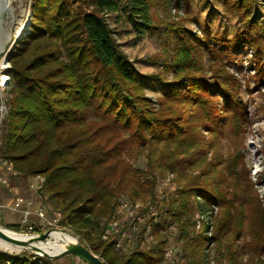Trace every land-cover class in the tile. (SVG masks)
Returning <instances> with one entry per match:
<instances>
[{
	"label": "trees",
	"instance_id": "16d2710c",
	"mask_svg": "<svg viewBox=\"0 0 264 264\" xmlns=\"http://www.w3.org/2000/svg\"><path fill=\"white\" fill-rule=\"evenodd\" d=\"M89 1V11L85 0L77 7L72 0L30 1L28 28L8 51L0 160L16 175H43L38 193L61 212L59 226L78 235L105 264H161L175 230L160 232L167 221L177 224L173 240L182 264L204 263L209 240L213 264H223L226 256L228 264H238L228 245L236 224H246L250 233L246 264H264V199L257 195L244 152L237 147L221 157L216 136L225 117L236 135L247 121L239 81L227 63L253 49V76L264 82V22L253 11L256 0H219L224 16L238 22L229 38L224 32L200 37L182 20L152 23L150 6L171 3L177 11L186 9V0H134L142 8V24L164 46L163 56L150 60L159 69L147 75L121 50L106 20L116 2ZM147 76L161 85L155 101L145 92ZM207 149L213 150L210 158ZM141 159L144 167L134 165ZM161 166L183 179L166 209L154 203L155 171ZM216 183L218 191L208 186ZM125 197L148 199L156 215L148 220L150 239L142 226L116 247L114 239L100 234L118 217ZM214 204L218 210L212 214ZM198 213L211 216L210 235L195 230ZM34 230L40 232L38 226ZM30 252H0V264H52Z\"/></svg>",
	"mask_w": 264,
	"mask_h": 264
},
{
	"label": "rangeland",
	"instance_id": "374dc122",
	"mask_svg": "<svg viewBox=\"0 0 264 264\" xmlns=\"http://www.w3.org/2000/svg\"><path fill=\"white\" fill-rule=\"evenodd\" d=\"M72 1L74 7H77L80 3V0ZM114 1L117 4V9L105 13V17L108 24L113 28L115 40L119 44L121 50L140 72L147 75L159 69L158 66L153 65L150 60L151 58L156 59L163 56L164 46L163 43L161 44L153 33L142 24L141 6L138 5V7L136 5L137 2L134 0ZM166 1L170 2V0ZM256 2L253 11L258 18L264 22V0H256ZM169 4L168 7H165L164 3L157 7L150 6V16L153 24L156 25L158 21L170 19L175 21L182 20L184 24L186 23V25L200 37L217 36L224 32L225 36L228 38L231 37L232 32L238 24L235 17L224 16L219 0H186V9H179L177 11L175 8L171 7V3ZM90 9L91 2L85 0L84 10L89 11ZM30 20L31 6L28 5L27 0L5 1L0 11V77L3 74L7 75L8 51L13 46L14 40L19 36L16 34V31L23 28L24 32V30L28 28V22H30ZM171 48L172 44L170 43L168 51L169 58L171 56ZM253 53L254 51L251 48L245 51L242 50L239 52L237 58L228 62L226 65V69L237 77L240 84V87H238V94L244 103V117L247 119L246 124L241 128L243 132L239 133V135L233 134L230 130V126L225 121V117L221 122L222 127L216 136L221 145L217 150L221 157L234 151V149L236 150L237 147L244 152L246 163L250 167V178L254 183L258 197L262 200L264 199V82L259 83L254 79V62L250 61ZM261 61L264 62V53L261 56ZM168 74L171 75L170 73ZM145 84L146 94L155 101L161 94L160 83L154 78L147 76L145 78ZM9 88L7 75L5 82H0V106L3 108L0 112V119L6 114L7 109L5 101L9 97ZM219 102L220 99H217L216 103L219 104ZM212 151V149H207L208 158L212 156ZM134 165L144 167L145 160L141 159L135 162ZM155 172L157 177L155 189L157 201L152 202L156 203L158 207L162 206L163 209H166L167 207L165 205L169 202L175 188L183 182V179H180L175 172L169 171L164 166L156 169ZM213 176H216V173L210 174L211 178H213ZM208 186L213 190H219L218 183L214 185L208 184ZM39 187L40 181L36 176L22 177L16 175L12 167L9 168L6 164H2L0 160V226L2 228L5 229V226H13V224H18L19 226L20 212L11 211L9 209L8 205L11 203V200L17 196L30 199V194L38 192ZM125 200L138 203L150 202L148 199L139 198L135 200L126 198ZM41 205L49 212L48 217L50 218L53 209L49 202L41 200ZM212 208V214L217 212L218 206L216 204H214ZM53 227H59L58 220H53L51 225L47 224L44 231ZM174 227L175 230L169 234L164 247L168 248L170 255L168 258L163 257V262L161 264H169L170 262L183 263V260H181L179 256L180 246L173 240L177 233L176 222L174 223ZM211 227V216L201 213L195 215V230L200 236L203 234L210 235ZM232 227L235 229L236 234L230 237L228 245L232 252L237 255L238 264H246L248 258V254L246 253V242H248L250 238V233L248 232L246 224H236ZM16 231L19 232V228ZM55 231L57 230H52L51 232ZM0 252L13 254L19 251H11L4 247H0ZM205 256V261L202 264L214 263L213 240L207 241L205 245ZM262 256L264 258V252ZM69 257L70 256L60 255L56 258H46L55 262V264H69ZM222 263L228 264L229 258L227 256L223 257ZM76 264L89 263L76 259Z\"/></svg>",
	"mask_w": 264,
	"mask_h": 264
},
{
	"label": "built area",
	"instance_id": "2783aa9c",
	"mask_svg": "<svg viewBox=\"0 0 264 264\" xmlns=\"http://www.w3.org/2000/svg\"><path fill=\"white\" fill-rule=\"evenodd\" d=\"M27 1L28 5H30L31 0ZM1 163L11 168V164L5 160H2ZM36 178L39 179L41 183L43 175L37 174ZM30 206L31 200L22 196L15 197L8 205L11 211L20 212L18 228L21 233H38L34 230L36 226H38L39 231L42 232L47 224L51 225L53 220H58L61 217V212L57 209L52 210V218H49V212L46 211L43 205L38 206L36 209H31ZM118 214L117 218L106 222L105 228L100 234L103 239H114L115 246L119 247L125 242L131 241L142 226L146 229V238H151V228L148 220L150 217H155L156 215V207L152 203L129 202L122 199L118 203ZM173 229L174 225L167 221L165 225L160 228V232H170ZM169 255V250L166 248L164 256L167 258Z\"/></svg>",
	"mask_w": 264,
	"mask_h": 264
},
{
	"label": "bare ground",
	"instance_id": "6f19581e",
	"mask_svg": "<svg viewBox=\"0 0 264 264\" xmlns=\"http://www.w3.org/2000/svg\"><path fill=\"white\" fill-rule=\"evenodd\" d=\"M6 0L0 1V11L4 6ZM23 28L19 29V31H16V34L19 36L22 34ZM1 40V38H0ZM1 48V46H0ZM7 79V75L3 74L0 77V81L5 82ZM3 108L0 106V112ZM51 229L48 231V235L45 237V239H35L28 242H16V243H0V247H4L11 251H20L21 249L30 250L36 254L39 255H45L49 258H56L59 257L60 254L54 253L50 251V247H57V248H66L68 245L76 244L77 240L73 237H71L68 233L62 232V231H55L51 232ZM16 236V232L13 230L4 229L0 226V238L11 241Z\"/></svg>",
	"mask_w": 264,
	"mask_h": 264
},
{
	"label": "water",
	"instance_id": "95a60500",
	"mask_svg": "<svg viewBox=\"0 0 264 264\" xmlns=\"http://www.w3.org/2000/svg\"><path fill=\"white\" fill-rule=\"evenodd\" d=\"M6 229L11 230V228L5 226ZM51 229H55L57 231H62L65 233H68L71 237L75 238L77 240L76 244H72V245H68L66 248H57V247H50V251L54 252V253H58L60 255H66V256H70L76 259H79L81 261H85L89 264H105L103 262V260L96 255L95 253H93L83 242V240L76 235L74 232H72L70 229L65 228V227H53L50 228L46 231H42V232H38V233H21V232H17L16 230H14L16 232V238H14L11 241H7L4 240L2 238H0V243H4V242H8V243H16V242H28V241H32L35 239H45V237L48 235V231ZM13 230V229H12ZM18 252H14L13 254H16ZM31 253V252H30ZM36 254V253H33ZM39 255V254H37ZM40 256H45V255H40ZM47 257V256H46Z\"/></svg>",
	"mask_w": 264,
	"mask_h": 264
},
{
	"label": "crops",
	"instance_id": "0c3cea01",
	"mask_svg": "<svg viewBox=\"0 0 264 264\" xmlns=\"http://www.w3.org/2000/svg\"><path fill=\"white\" fill-rule=\"evenodd\" d=\"M21 178V177H19ZM31 195V206L30 207L31 209H36L38 206L41 205V197L39 195L38 192H35L33 194H30ZM29 195V196H30ZM69 264H76V258H73V257H69V260H68ZM52 264H55V262L51 261ZM62 264V263H60Z\"/></svg>",
	"mask_w": 264,
	"mask_h": 264
}]
</instances>
